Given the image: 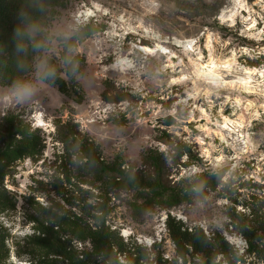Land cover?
<instances>
[{
	"label": "rangeland",
	"instance_id": "rangeland-1",
	"mask_svg": "<svg viewBox=\"0 0 264 264\" xmlns=\"http://www.w3.org/2000/svg\"><path fill=\"white\" fill-rule=\"evenodd\" d=\"M235 1L37 5L27 14L43 27L57 58L58 37L71 36L88 22L96 28L71 48L83 57L75 73L80 102L71 84L66 94L48 82L31 100H6L4 90L31 69L22 73L16 67L19 57L0 44V188L15 200V207L8 202L0 210L10 249L7 263L60 264L53 257L17 256L14 246L33 233L42 207L57 205L90 221L103 212L125 253L138 254L143 264H201L197 254L188 253L185 260L177 255L167 213L189 230L198 226L207 236L221 232L241 257L235 264H264L244 252L246 241L226 214L233 201L242 211L252 195L264 200V0H237L242 7ZM32 55L29 50V59ZM169 115L174 123L166 125ZM22 139L32 148L19 158ZM83 144L116 171L84 167ZM206 171L222 172L216 186L210 177L198 179V192L172 206L123 178L141 183L159 178L165 186L180 187ZM72 245L80 248L74 240ZM208 247L213 254L214 246ZM213 262L226 264L219 254Z\"/></svg>",
	"mask_w": 264,
	"mask_h": 264
},
{
	"label": "trees",
	"instance_id": "trees-1",
	"mask_svg": "<svg viewBox=\"0 0 264 264\" xmlns=\"http://www.w3.org/2000/svg\"><path fill=\"white\" fill-rule=\"evenodd\" d=\"M57 0H0V44L4 49L15 53L13 39V27L19 21V10L23 9L26 13L36 11L37 5L53 4ZM96 31L95 27L88 22L76 30L71 36L58 37L62 44V50L59 58L52 56V64L57 69V76L54 81H45L55 85L61 93L69 94V84L74 92L79 94L78 102L83 98L80 92V85L75 78V73L79 70L83 57L79 53H74L71 48L83 41ZM13 55V54H12ZM61 60L63 67L59 65ZM68 63H65V61ZM253 62V61H250ZM64 73L67 77L62 76ZM164 123L171 125L174 119L169 115L165 118ZM24 139L21 140L23 150L18 157L31 154V148ZM79 158L82 160L84 167L90 168L96 165L95 170L100 173H110L116 171L111 166L99 160L95 149L87 144L80 147ZM157 165V163H155ZM119 172V169L117 170ZM122 172V171H120ZM222 172H202L192 178L190 182L187 179L182 181L180 187L165 186L159 178L148 180L141 183L140 181L123 176L128 184H141L149 189L150 196L156 200H165V206H172L181 200L189 197L190 193L198 192L200 186L196 182L204 177L212 178L211 186H216L214 180L220 181ZM228 182L222 183V191L227 189ZM250 201H244L241 206L242 211H236L235 203L228 206L226 211L230 220L231 227L239 232L246 241L244 252L254 256L256 259L264 260V200L252 195ZM11 202L6 194L5 188H0V210ZM14 205V203H9ZM100 215H91L92 221L85 215L70 216L62 211L57 205L42 207L41 218H34L33 233L27 235L20 241L14 242L15 254L21 256L27 254L45 259L49 257L58 258L60 264H143V259L137 254L131 258L123 249V242L114 229L105 225V220ZM166 228L175 244L176 253L184 258L188 253L200 256L201 264H214L216 255H221L226 264H235L241 259L233 249V246L224 238L221 232H215L212 236H207L201 227H193L190 230L183 227L182 223L167 213ZM8 234L0 228V264L7 263L9 257V247L6 245ZM79 243L80 248L72 245V241ZM210 245L214 246L213 254L209 253ZM123 255V261L119 256ZM139 256V257H138ZM142 260V262L140 261ZM157 263V261L155 262Z\"/></svg>",
	"mask_w": 264,
	"mask_h": 264
},
{
	"label": "clouds",
	"instance_id": "clouds-1",
	"mask_svg": "<svg viewBox=\"0 0 264 264\" xmlns=\"http://www.w3.org/2000/svg\"><path fill=\"white\" fill-rule=\"evenodd\" d=\"M19 21L13 27L15 53L19 57L16 67L22 72L31 71L15 79L4 90V98L11 102L23 103L31 100L45 81H54L57 69L52 64V54L48 47L43 27L23 10H19ZM29 50L33 53L29 59ZM65 63H68L66 60Z\"/></svg>",
	"mask_w": 264,
	"mask_h": 264
},
{
	"label": "bare ground",
	"instance_id": "bare-ground-1",
	"mask_svg": "<svg viewBox=\"0 0 264 264\" xmlns=\"http://www.w3.org/2000/svg\"><path fill=\"white\" fill-rule=\"evenodd\" d=\"M234 1V0H233ZM235 5L237 6V7H242V4L240 3V1L238 2L237 0L235 1ZM243 10V9H242ZM248 15V14H247ZM230 16H231V14H230ZM144 50L145 51H147V52H151V51H153V49H151V48H149V47H144ZM247 70V73H251V68H249V69H246ZM253 70H257V68H254ZM37 122L38 123H41L43 120L41 119V116L40 115H37Z\"/></svg>",
	"mask_w": 264,
	"mask_h": 264
}]
</instances>
